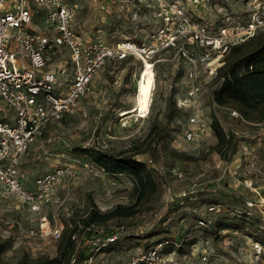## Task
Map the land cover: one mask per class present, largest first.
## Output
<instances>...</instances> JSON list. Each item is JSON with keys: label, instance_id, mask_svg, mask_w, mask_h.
I'll use <instances>...</instances> for the list:
<instances>
[{"label": "rangeland", "instance_id": "rangeland-1", "mask_svg": "<svg viewBox=\"0 0 264 264\" xmlns=\"http://www.w3.org/2000/svg\"><path fill=\"white\" fill-rule=\"evenodd\" d=\"M70 1L78 9L75 28L87 39L108 44L126 39L138 45L154 43L150 33L160 24L153 13L155 0L144 3L137 12L132 6L113 3L102 9L100 0ZM246 1L222 3L230 13L243 17L249 14ZM217 6L212 3L199 9L191 5L189 11L205 22L214 23L221 19ZM36 16L34 22L43 28V20L39 14ZM173 56V50L159 49L151 60L143 61L130 54L123 60L107 61L94 75L90 91L80 99L78 107L60 119L49 121L41 137L31 144L21 164L22 178L25 182L34 181L39 174L66 162L79 168L92 162L78 147L134 153L156 174L157 190L141 201L139 211L133 216L108 221V226L125 223L129 231L127 237L104 251L110 264H127L139 250L171 237H185V248L180 255L186 264H264V247L257 255L256 240L245 231L229 227L208 235L206 226L197 225L201 217L207 218L209 224L217 219L219 213L207 209L213 202L220 203L225 212L247 209L264 218V174L261 173L264 149L254 143L260 140L258 133L253 131V126L214 106L211 88L215 78L212 77L200 78L205 91L199 104L179 108L176 99L187 89L188 63ZM50 66L59 70L64 88L71 83L74 72L67 51L59 52ZM146 66L153 78L152 95L148 109L142 110L139 95ZM9 110L0 104V115H6ZM195 113L207 124L216 116L229 130L235 127L239 139L251 141V152L245 153L239 146L226 150L220 147L211 127L206 134L186 139L185 132L192 127L188 118ZM172 167L181 169L183 177L175 176ZM246 179L252 180L259 192L248 186ZM192 183H197L194 192L180 195L189 191ZM216 187L231 192H221ZM92 200L101 210L116 204H131L136 200L133 181L121 173H81L62 184L41 213L31 211L16 199L0 197V240H11L9 248L0 252V264H32L37 258L55 256L59 240L50 234L30 236L29 229L39 227L42 215L50 226L64 229ZM142 233L144 237L137 236ZM192 239L197 241L189 244ZM112 250L115 254L110 256ZM202 253H206V259H202Z\"/></svg>", "mask_w": 264, "mask_h": 264}, {"label": "built area", "instance_id": "built-area-1", "mask_svg": "<svg viewBox=\"0 0 264 264\" xmlns=\"http://www.w3.org/2000/svg\"><path fill=\"white\" fill-rule=\"evenodd\" d=\"M149 1L100 0V8L107 9L113 3L132 6L137 12ZM155 1L157 5L153 13L160 24L150 33L154 43L138 45L130 39L112 44L87 39L75 28L78 9L70 0H0V104L11 110L6 115H0L1 198L16 199L31 211L41 213L52 202L57 189L72 177L81 173L110 175L94 162L81 168L67 162L59 164L36 176L32 186L21 175L25 154L31 144L41 137L46 124L78 107L80 99L90 91L94 75L107 61L123 60L130 54L145 61V58L151 60L159 49L173 50V58H182L188 63L187 89L183 96L177 97L176 104L179 108L190 107L200 103L199 99L205 91L200 78H216L230 49L264 30V0H247L249 14L243 17L230 13L222 3L225 0ZM212 3L218 5L221 15L217 22H205L189 11L191 5L201 9ZM36 14L43 20V28L34 22ZM63 50L69 53L74 72L73 80L65 88L59 79V70L50 66L53 58ZM216 85L215 82L211 89ZM220 109L264 131V119L250 121L234 108L224 105ZM188 120L192 127L186 130V139H195L209 132L211 121L208 124L201 121L196 113L191 114ZM225 131L228 136L238 134L235 127L233 130L225 127ZM238 145L245 153L249 151L245 140L240 139ZM171 172L177 177L184 175L177 167H172ZM261 173L264 174V170ZM245 182L254 190L258 189L252 180L246 179ZM196 187L197 183H192L191 189L180 195L194 192ZM207 209L216 213L220 211L221 204H209ZM208 224L205 217L197 219L198 226ZM91 228L79 225L73 234L77 241L83 239L91 245V252L82 264H107L105 249L129 233L128 227L125 223L106 226L107 233L102 236L89 235ZM28 232L30 236L50 234L58 240L62 229L50 226L47 217L42 215L39 227ZM167 242L169 240L139 250L127 264H186L177 250H163ZM262 248L260 242H254L257 255ZM206 258V253H202V259Z\"/></svg>", "mask_w": 264, "mask_h": 264}, {"label": "trees", "instance_id": "trees-1", "mask_svg": "<svg viewBox=\"0 0 264 264\" xmlns=\"http://www.w3.org/2000/svg\"><path fill=\"white\" fill-rule=\"evenodd\" d=\"M215 82L217 85L211 92L215 107L229 106L238 110L250 121L264 119V30L258 31L251 38L230 49L225 56V63L218 69ZM169 100L172 102L173 97H169ZM237 120L242 122L240 119ZM211 128L218 138L220 147L226 150L228 147L235 149L239 146L238 136L234 134L228 136L225 126L218 117H213ZM77 150L95 164L104 167L110 175L120 173L128 175L133 181L136 200L131 204H116L106 210H101L92 200L89 207L71 225H66L62 229V234L58 239V253L53 257L37 258L32 264H82L91 252V245L84 240L79 242L73 238L79 225L92 227L88 232L89 235H105L108 221L133 216L139 211L138 206L141 201L153 195L157 190L156 174L145 161L137 158L136 154L113 153L95 147H78ZM222 187H216V189L220 188L221 192H231V189L223 190ZM217 213L219 216L214 223L205 227L208 235L216 234L225 228H236L245 231L264 247V218L260 214L247 209L225 212L222 208ZM128 235L110 244L105 251ZM137 236L144 237L145 234ZM184 238L165 239L169 242L163 250L183 252L186 244ZM196 241L197 239H192L189 244H194ZM10 245L9 238L0 240V252L9 248Z\"/></svg>", "mask_w": 264, "mask_h": 264}, {"label": "bare ground", "instance_id": "bare-ground-1", "mask_svg": "<svg viewBox=\"0 0 264 264\" xmlns=\"http://www.w3.org/2000/svg\"><path fill=\"white\" fill-rule=\"evenodd\" d=\"M145 81L144 86L141 90V93L139 95L140 105L142 107V110H147L151 101V95H152V83L153 78L150 74V68L146 66L145 68Z\"/></svg>", "mask_w": 264, "mask_h": 264}, {"label": "crops", "instance_id": "crops-1", "mask_svg": "<svg viewBox=\"0 0 264 264\" xmlns=\"http://www.w3.org/2000/svg\"><path fill=\"white\" fill-rule=\"evenodd\" d=\"M253 131H255V132H257L258 134V138L260 139V140H257V141H254V143L257 145V146H262L263 147V149H264V141H261V139H264V131H261L260 129L258 130V129H256V128H254L253 127ZM250 143H251V141H249ZM249 142H247L248 143V145H249V151L247 152V153H250L251 152V145H250V143ZM252 144V143H251ZM239 148H240V146H239ZM241 149V148H240ZM242 150V149H241ZM263 159H264V150H263ZM29 186H32L33 185V183H34V181L33 180H30V181H27L26 182ZM115 250H112L111 252H109V255L110 256H112L113 254H115V252H114ZM107 264H110V260L107 258Z\"/></svg>", "mask_w": 264, "mask_h": 264}]
</instances>
